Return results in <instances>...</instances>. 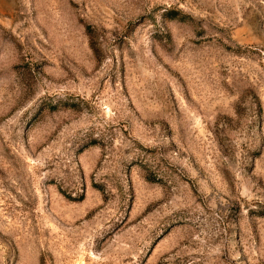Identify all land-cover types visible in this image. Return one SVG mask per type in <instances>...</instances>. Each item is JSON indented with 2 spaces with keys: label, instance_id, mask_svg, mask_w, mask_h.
<instances>
[{
  "label": "rangeland",
  "instance_id": "obj_1",
  "mask_svg": "<svg viewBox=\"0 0 264 264\" xmlns=\"http://www.w3.org/2000/svg\"><path fill=\"white\" fill-rule=\"evenodd\" d=\"M0 264H264V0H0Z\"/></svg>",
  "mask_w": 264,
  "mask_h": 264
}]
</instances>
